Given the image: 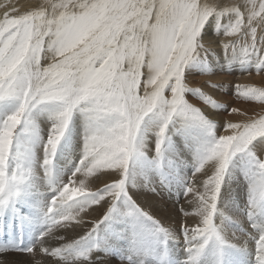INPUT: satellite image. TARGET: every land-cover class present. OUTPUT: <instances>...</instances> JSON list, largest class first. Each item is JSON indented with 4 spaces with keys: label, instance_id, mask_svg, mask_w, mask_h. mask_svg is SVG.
<instances>
[{
    "label": "snow or ice",
    "instance_id": "1",
    "mask_svg": "<svg viewBox=\"0 0 264 264\" xmlns=\"http://www.w3.org/2000/svg\"><path fill=\"white\" fill-rule=\"evenodd\" d=\"M237 72H264V0H44L5 12L0 253L264 264V111L190 85ZM206 84L264 105V86ZM93 206L103 211L83 234L55 235Z\"/></svg>",
    "mask_w": 264,
    "mask_h": 264
},
{
    "label": "rangeland",
    "instance_id": "2",
    "mask_svg": "<svg viewBox=\"0 0 264 264\" xmlns=\"http://www.w3.org/2000/svg\"><path fill=\"white\" fill-rule=\"evenodd\" d=\"M31 2L36 5L38 3H44V0H31ZM31 5L32 4L29 3V5H27L28 7L26 6V9L31 7ZM1 18H3V17H1ZM225 75H226L225 77H227V81L226 80L225 81L212 80V81L213 82H220V83H228V84L240 83V84H255L256 86H264V72H261V73L252 72L251 74H245V73H238L237 72L233 75H227V74H225ZM207 76L208 75H199L195 79L191 80V82H193V87H200L204 91L215 96L214 98H217V99L224 100L225 98L226 99L229 98V100L232 101L233 107L239 108L241 113H247L248 116H252L255 113H259L261 111H264V105H261L258 103L246 102L244 100L237 99L235 96H232V95H229V97L227 98V97L220 96L216 93H213L215 90L211 89V87L209 88V86L206 84V81H209L207 79ZM233 76L236 77L237 79L234 78ZM254 76H255V78H254ZM232 77L234 79H232ZM240 77H242L243 79L242 78L239 79ZM204 87H205V89L206 88H208V89L205 90ZM210 90L211 91L213 90V92H211ZM229 94H231V93H229ZM216 95H218L219 98ZM189 99L192 103L197 104V106H200V104H202V101H200L198 97L189 96ZM226 118L232 119L233 121H236V120L242 119L244 117L242 115L232 114V115H228ZM150 145L151 144L149 143V147H151ZM76 186H78V185H76ZM98 186H102V184H100ZM94 189H95V187L92 188V190H94ZM131 191L134 193H137V198L138 199L141 198L140 200H143L144 198H146V195L151 196V194L145 193L143 190H140V189L133 188V189H131ZM143 196H144V198H143ZM152 199H153V197H152ZM144 200H147V199H144ZM154 205L157 206L158 204H156L154 201ZM158 206H160V205H158ZM95 207L96 206H93L92 208L85 209V211L81 212L79 214V216L76 217V220L72 221L71 224L67 228L56 230L57 232H55V235L56 236H64L66 239H68V238H75L77 234H83V231H85L91 227L92 222L97 220V218H100V215L102 213L101 211L103 209L102 210L100 209V213H99V215H97ZM186 210L191 211L192 209L187 208ZM79 217H81L82 220L79 219ZM181 219H185V218L181 217ZM186 219H188L189 223L192 222L191 217L186 218ZM78 221H79V223H77ZM173 225H175V221H173ZM76 230H78V231L75 233ZM59 243H63V241L58 242L56 240H50L48 242V244L45 246L49 247V248H53V247L59 246ZM24 259H30L32 261V264H55V258L48 256V255H45L43 253H40L38 251L36 252L35 255L24 254L22 256L19 254L0 253V264H5V262L8 260L20 261V260H24Z\"/></svg>",
    "mask_w": 264,
    "mask_h": 264
},
{
    "label": "bare ground",
    "instance_id": "3",
    "mask_svg": "<svg viewBox=\"0 0 264 264\" xmlns=\"http://www.w3.org/2000/svg\"><path fill=\"white\" fill-rule=\"evenodd\" d=\"M29 3H31L32 5L31 6H34L35 4H33L32 2H31V0H0V18L1 17H3V14L5 13V12H7V11H10V9L12 8V7H16V8H19L21 11H24V10H26V6L27 5H29ZM28 7V6H27ZM222 39H223V37H221ZM239 73V72H238ZM226 75L225 74H217V75H213V76H207V79L208 80H217V81H227V77H225ZM244 76V75H243ZM234 77V76H233ZM232 77V79H234V78H236V77H234L233 78ZM245 77V76H244ZM242 77H240L239 79H241ZM254 78H255V76H254ZM237 79V78H236ZM243 79V78H242ZM248 79V78H247ZM249 80V79H248ZM252 80V79H251ZM243 81V80H242ZM190 85L191 86H193V82H191L190 81ZM198 86V85H197ZM209 88H210V86H209ZM204 89H205V87H204ZM206 89H208V88H206ZM205 89V90H206ZM211 91V90H210ZM209 91V92H210ZM211 92H213V90L211 91ZM213 93H216L215 91L213 92ZM217 94V93H216ZM215 95V94H214ZM218 98H219V96L218 95H216ZM215 97V96H214ZM229 97V96H228ZM227 97V98H228ZM226 99V98H225ZM229 99V98H228ZM151 146V145H150ZM82 178V177H81ZM88 183H89V185H90V189L92 190V188H94V187H97L98 185H100L101 183L100 182H96L95 184H93L92 183V180L90 179L89 181H88ZM140 197V196H139ZM143 198H144V196H143ZM141 199V198H140ZM144 199H147L146 201H148L150 204H152L153 205V207H154V211H157V212H162V210L159 208L160 206H156V205H154V199H152V197L151 196H148V195H146V198H144ZM143 199V200H144ZM96 209V213H97V215H99V213H100V207H98V206H96L95 207ZM102 210V209H101ZM103 211V210H102ZM101 211V212H102ZM79 219H81V217H79ZM98 219V218H97ZM82 220V219H81ZM82 228V227H81ZM77 229V228H76ZM78 230H76L75 231V233L77 232ZM57 232V231H56ZM48 244V243H47ZM46 244V245H47Z\"/></svg>",
    "mask_w": 264,
    "mask_h": 264
}]
</instances>
